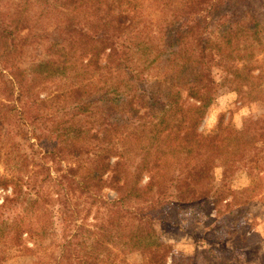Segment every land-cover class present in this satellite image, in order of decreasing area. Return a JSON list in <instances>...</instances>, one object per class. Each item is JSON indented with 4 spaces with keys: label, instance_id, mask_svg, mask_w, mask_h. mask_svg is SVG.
<instances>
[{
    "label": "trees",
    "instance_id": "16d2710c",
    "mask_svg": "<svg viewBox=\"0 0 264 264\" xmlns=\"http://www.w3.org/2000/svg\"><path fill=\"white\" fill-rule=\"evenodd\" d=\"M21 1L0 0V264L34 254L60 264L79 232L85 250L74 261L127 264L114 249L156 237L149 207L178 215L211 204L220 214L223 190L183 119L214 101L213 68L256 55L264 63V0H154L155 20H144L139 0H38V49L46 48L25 64L33 26ZM148 42L156 55L145 69L164 59V76L152 81L131 56ZM183 93L196 105L185 106ZM205 140L222 165L264 173L238 133L219 128ZM18 208L38 232L16 224L9 214ZM66 217L78 231L65 226L55 241V222Z\"/></svg>",
    "mask_w": 264,
    "mask_h": 264
},
{
    "label": "rangeland",
    "instance_id": "374dc122",
    "mask_svg": "<svg viewBox=\"0 0 264 264\" xmlns=\"http://www.w3.org/2000/svg\"><path fill=\"white\" fill-rule=\"evenodd\" d=\"M139 1L144 20H155L160 16L154 0ZM20 4L21 10L32 18L33 26V42L25 48V55L22 56L25 64L38 60L39 54L44 53L46 47L38 49V0H22ZM9 5L12 9L15 8L12 1ZM155 41L157 44L160 42L162 47L160 40ZM134 42L137 43L138 40ZM154 44L150 48L149 42L144 43L143 47L148 49L138 51L133 47L131 51V56L138 57L144 72L152 75L147 76L151 81L164 76L161 70L164 63L162 57L145 69L147 60L150 61L156 55ZM212 75L217 86L214 101L202 111L187 114L183 121L188 132L194 135V150L200 149L214 184L223 190V196L229 205L226 206V201L222 202L221 213L217 216L211 204L187 208L178 215H173V212L166 213L165 208L159 204L149 207L143 212L154 220L156 237L141 244H130L123 251L114 249L119 255V261L123 259L121 262L146 264L150 253L155 252L157 261L153 260L152 264H264V173H259L257 168L251 169L248 164L244 166L243 163L241 164L244 167L241 168L244 169L240 170L230 167V164L222 165V159L220 160L216 153L215 143L205 140L210 139L219 128L238 133L240 143L246 147L247 152L251 155L259 154V166L264 169L262 56L256 55L249 62L237 61L228 71L215 67ZM182 98L185 106L196 105L193 100L186 98L185 93ZM146 182L147 176L143 175L140 185H145ZM1 195L3 193H0ZM102 197L110 201L115 198V193L105 189ZM94 213L93 210L86 222L84 221L85 224L92 222ZM9 215L14 217L21 229H33L38 232L36 220L23 208H18ZM83 215L84 212H81L78 217ZM79 218L75 222L77 225L80 223ZM66 219V222H55V241L61 240L65 226L68 229L74 227L73 233L77 229L69 222L68 217ZM75 236L74 243L78 242L77 245L70 251V247L67 249V256L71 257L64 258L60 264H80L74 261L73 256L83 254L85 248L80 249L79 243L85 236L80 235V232ZM111 258V255L104 256V259ZM44 260L38 257V254L10 256L4 264H43Z\"/></svg>",
    "mask_w": 264,
    "mask_h": 264
}]
</instances>
